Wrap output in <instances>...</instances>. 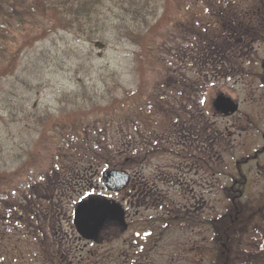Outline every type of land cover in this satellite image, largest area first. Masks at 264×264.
Returning <instances> with one entry per match:
<instances>
[{"label":"rangeland","instance_id":"obj_1","mask_svg":"<svg viewBox=\"0 0 264 264\" xmlns=\"http://www.w3.org/2000/svg\"><path fill=\"white\" fill-rule=\"evenodd\" d=\"M178 6L170 5L154 44L167 47L173 44L170 36L194 37L195 43L187 41L196 49L185 52L183 65L192 81L200 70L214 71L201 57L205 49L212 54L216 43L237 66L232 80L212 78L205 92L194 85L185 89L184 102L177 94L191 81L178 78L172 88L165 73L177 64L164 67L131 41L103 44L60 30L23 51L22 79L4 80L7 90H16L0 104V264H218L223 251L229 253L221 259L228 257L231 264H264V152L244 163L264 146V13L238 18L233 32L214 20L209 33L188 27L173 33L169 22L183 16ZM193 10L205 18L200 3ZM227 34L235 39L224 43ZM220 92L240 104L236 114L215 113L212 101ZM154 94L163 100L160 107ZM179 118L184 125L176 123ZM65 122L81 134L72 137L73 145H65L55 127ZM198 123L203 146L218 134L213 182L205 172L211 170L210 152L201 156V225L193 215L166 223L165 208L146 195L105 188L106 170L147 179L153 163L175 160L173 148L156 149L153 140ZM90 194L122 202L129 213L125 233L109 227L100 242L79 235L74 209ZM230 214L234 224L219 237L220 218Z\"/></svg>","mask_w":264,"mask_h":264},{"label":"trees","instance_id":"obj_2","mask_svg":"<svg viewBox=\"0 0 264 264\" xmlns=\"http://www.w3.org/2000/svg\"><path fill=\"white\" fill-rule=\"evenodd\" d=\"M173 1L178 3L179 12H183V16L179 18V15H176L169 22L173 33L181 31L183 27H188L194 32L209 33L214 20L221 27L226 28L225 32H233L232 26L237 20H242L238 18H253L256 13L260 14L258 17H263L264 13V0H248L246 7L241 5L239 0H0V104L7 101L16 90L13 86L7 90L4 80L9 76H16L17 81L22 79L18 70L23 51L48 37L49 33L60 30L74 32L78 36L86 37L91 41H100L103 44L131 41L140 45L143 52H150L155 62L164 64V67L169 63L172 66L176 63L177 67L165 69V73L169 75L168 85L172 88L179 78L184 82L191 81L187 88L192 85L199 86L201 91L205 92L212 78L220 80L235 73L234 60L230 63L227 53L217 44L212 54H208V51L213 50L212 48L205 49L201 57L202 61L206 62V66H214V71L200 70L197 72V80L192 81L183 65L185 52L192 55L196 48L187 41L191 38L195 43L194 37L170 36L173 44L167 47L165 44L158 47L154 44V37L169 20V7ZM196 1L204 8L205 18H202V15L200 18L193 10V6L198 4ZM178 41L187 42V45L180 47ZM160 89V85L156 87L157 91ZM154 98L156 105L160 107L163 100H160L157 94H154ZM77 108L81 109V105ZM29 113H25V116L28 117ZM125 118L127 121L132 119L131 116ZM55 127L61 131L60 137L64 139L65 145L74 144L75 141H71L73 136L81 137L70 123H56ZM77 176L81 178L79 174ZM16 216L14 211L11 217L16 218ZM220 220L219 237L225 231L228 234L234 224L231 214L221 217ZM226 253L229 252L223 251L221 255L224 256ZM221 255L218 264H231L228 257L221 259Z\"/></svg>","mask_w":264,"mask_h":264},{"label":"flooded vegetation","instance_id":"obj_3","mask_svg":"<svg viewBox=\"0 0 264 264\" xmlns=\"http://www.w3.org/2000/svg\"><path fill=\"white\" fill-rule=\"evenodd\" d=\"M174 129H177V131H174ZM174 129L169 133V137L153 140V146L161 145L162 147L173 148V151L176 152L175 160L163 165L153 163L151 175L147 179L135 176L126 189L133 196L146 195L152 204L162 205L169 216V219H165L166 223L181 218L183 220L193 215L198 226L202 224L204 209L202 202L203 166L201 156L203 150L210 152L211 170L210 172H205L206 178L210 177L209 182H213L215 143L218 134L214 132V140L203 146L199 123L194 127L185 128L182 126ZM263 152L260 151V154ZM259 155L255 156L258 157ZM258 165L262 166L261 163H258ZM172 259H175V257L173 256Z\"/></svg>","mask_w":264,"mask_h":264},{"label":"water","instance_id":"obj_4","mask_svg":"<svg viewBox=\"0 0 264 264\" xmlns=\"http://www.w3.org/2000/svg\"><path fill=\"white\" fill-rule=\"evenodd\" d=\"M214 107L219 113H235L239 106L232 98L220 94L214 100ZM130 181V174L124 170L104 172V183L113 191L124 188ZM74 223L79 234L85 239L101 241V232L108 226L116 224L126 230L125 211L120 203L101 195H90L80 201L74 211Z\"/></svg>","mask_w":264,"mask_h":264}]
</instances>
